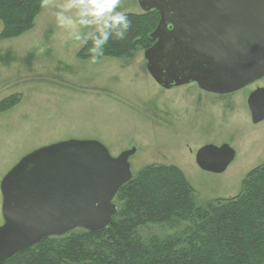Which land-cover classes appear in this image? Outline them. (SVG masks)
<instances>
[{"label": "rangeland", "instance_id": "obj_1", "mask_svg": "<svg viewBox=\"0 0 264 264\" xmlns=\"http://www.w3.org/2000/svg\"><path fill=\"white\" fill-rule=\"evenodd\" d=\"M65 2L47 0L45 6L43 0L32 30L0 40V102L21 97L0 112V184L40 147L93 139L113 156L136 148L130 158L135 175L151 164L178 166L200 205L238 195L247 173L264 162V121L254 124L246 108L257 84L227 95L202 92L195 83L165 89L149 74L144 50L126 59L82 60L78 52L85 44L56 23L54 13ZM117 11L143 12L138 0H120ZM224 143L236 151L227 170H202L197 150ZM2 200L0 189V225Z\"/></svg>", "mask_w": 264, "mask_h": 264}, {"label": "water", "instance_id": "obj_2", "mask_svg": "<svg viewBox=\"0 0 264 264\" xmlns=\"http://www.w3.org/2000/svg\"><path fill=\"white\" fill-rule=\"evenodd\" d=\"M160 20L144 50L146 67L163 88L197 83L229 94L264 78V0H138ZM253 123L264 120V87L248 97ZM93 139H69L25 155L3 177L0 264L46 237L108 226L118 212L114 198L133 178L130 158ZM229 144L196 153L205 171L223 173L235 160Z\"/></svg>", "mask_w": 264, "mask_h": 264}, {"label": "trees", "instance_id": "obj_3", "mask_svg": "<svg viewBox=\"0 0 264 264\" xmlns=\"http://www.w3.org/2000/svg\"><path fill=\"white\" fill-rule=\"evenodd\" d=\"M42 8L43 0H0V40L32 30ZM126 14L132 22L127 38H110L99 58L126 59L153 45L149 36L160 13ZM91 46L89 40L78 57L91 59ZM20 99L5 98L0 112ZM114 201L118 212L105 228L46 237L3 264H264V162L247 173L238 195L206 205L197 202L181 168L158 164L134 174Z\"/></svg>", "mask_w": 264, "mask_h": 264}, {"label": "clouds", "instance_id": "obj_4", "mask_svg": "<svg viewBox=\"0 0 264 264\" xmlns=\"http://www.w3.org/2000/svg\"><path fill=\"white\" fill-rule=\"evenodd\" d=\"M119 4L120 0H66L54 16L57 25L67 30L69 39L84 44L92 41L91 63H96L104 55V46L110 38L125 40L132 26L128 15L117 11Z\"/></svg>", "mask_w": 264, "mask_h": 264}, {"label": "flooded vegetation", "instance_id": "obj_5", "mask_svg": "<svg viewBox=\"0 0 264 264\" xmlns=\"http://www.w3.org/2000/svg\"><path fill=\"white\" fill-rule=\"evenodd\" d=\"M262 81H264V78H262V79H260V80H258V81H256L255 83H253V84H251V85H249V86H247V87H245V88H249L250 89V86H252V85H254V84H257V86L254 88V89H252V90H249V95L255 90V89H257L258 87H264V83H261ZM194 83V82H193ZM196 85H197V87L202 91V92H205V93H212V92H208V91H205V90H203V89H201L199 86H198V84L197 83H195ZM245 88H243V89H245ZM243 89H241V90H243ZM240 91V90H239ZM236 92H238V91H236ZM234 93V92H233ZM212 94H217V93H212ZM230 94V93H229ZM218 95H227V94H218ZM249 95H248V97H249ZM248 97L246 98V108H247V110H248V112H249V115H250V119H251V121L253 122V120H252V115H251V111H250V109H249V107H248ZM264 121V120H263ZM263 121H261V122H263ZM260 123V122H259ZM254 124H258V123H254ZM212 131H214V130H212ZM222 145V144H221ZM198 151V150H197ZM197 153V152H196ZM195 160H196V155H195ZM3 222H4V219H3ZM3 222L1 223V225L3 224Z\"/></svg>", "mask_w": 264, "mask_h": 264}]
</instances>
